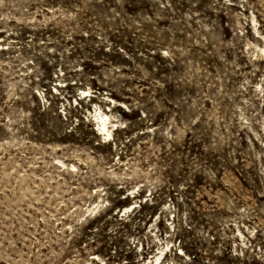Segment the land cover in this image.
I'll return each mask as SVG.
<instances>
[{"label":"rangeland","instance_id":"374dc122","mask_svg":"<svg viewBox=\"0 0 264 264\" xmlns=\"http://www.w3.org/2000/svg\"><path fill=\"white\" fill-rule=\"evenodd\" d=\"M264 0H0V264H264Z\"/></svg>","mask_w":264,"mask_h":264},{"label":"bare ground","instance_id":"6f19581e","mask_svg":"<svg viewBox=\"0 0 264 264\" xmlns=\"http://www.w3.org/2000/svg\"><path fill=\"white\" fill-rule=\"evenodd\" d=\"M264 50V49H263Z\"/></svg>","mask_w":264,"mask_h":264}]
</instances>
